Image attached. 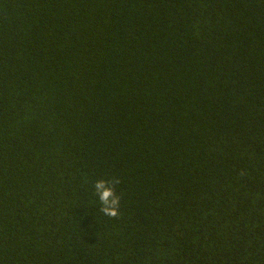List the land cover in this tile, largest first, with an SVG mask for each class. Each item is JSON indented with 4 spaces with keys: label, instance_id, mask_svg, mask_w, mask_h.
Here are the masks:
<instances>
[{
    "label": "trees",
    "instance_id": "trees-1",
    "mask_svg": "<svg viewBox=\"0 0 264 264\" xmlns=\"http://www.w3.org/2000/svg\"><path fill=\"white\" fill-rule=\"evenodd\" d=\"M0 264H264V0H0Z\"/></svg>",
    "mask_w": 264,
    "mask_h": 264
},
{
    "label": "clouds",
    "instance_id": "clouds-1",
    "mask_svg": "<svg viewBox=\"0 0 264 264\" xmlns=\"http://www.w3.org/2000/svg\"><path fill=\"white\" fill-rule=\"evenodd\" d=\"M120 183L118 177L97 180L93 187L99 194L101 204L100 211L110 219H116L121 216V196L116 192V185Z\"/></svg>",
    "mask_w": 264,
    "mask_h": 264
}]
</instances>
